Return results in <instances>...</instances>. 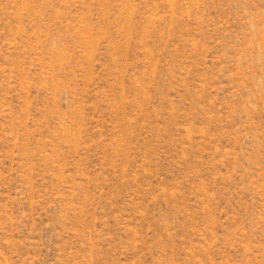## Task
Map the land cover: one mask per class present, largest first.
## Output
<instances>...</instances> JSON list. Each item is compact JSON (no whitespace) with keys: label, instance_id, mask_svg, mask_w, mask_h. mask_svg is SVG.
Returning a JSON list of instances; mask_svg holds the SVG:
<instances>
[{"label":"rangeland","instance_id":"obj_1","mask_svg":"<svg viewBox=\"0 0 264 264\" xmlns=\"http://www.w3.org/2000/svg\"><path fill=\"white\" fill-rule=\"evenodd\" d=\"M0 264H264V0H0Z\"/></svg>","mask_w":264,"mask_h":264}]
</instances>
